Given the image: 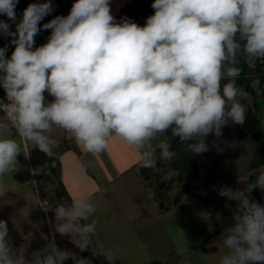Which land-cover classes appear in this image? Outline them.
I'll use <instances>...</instances> for the list:
<instances>
[{"label":"clouds","instance_id":"9594fccd","mask_svg":"<svg viewBox=\"0 0 264 264\" xmlns=\"http://www.w3.org/2000/svg\"><path fill=\"white\" fill-rule=\"evenodd\" d=\"M18 2L0 0V15L15 22ZM151 7L154 14L140 26L127 18L117 22L110 0H74L67 16L43 25L51 35L35 49L50 0L29 4L15 32L0 20V34L13 37L15 45L10 58L0 48V86L8 101H0V197L4 178L18 168L22 142L52 157L59 143L54 129L71 136L85 154L102 153L110 139L120 138L139 153L140 167L154 168L158 157H176L172 138L200 154L208 150L209 134L219 137L229 122L244 124L247 108L239 98L247 93L237 85V57L264 60V0H154ZM240 182L242 190L219 189L237 203L220 238L218 264H264V205L249 198L254 189L264 190V170ZM96 211L87 194L57 205L55 232L88 249ZM28 249L27 243L13 246L0 220V264H64L70 256L74 264H89L54 240L30 258Z\"/></svg>","mask_w":264,"mask_h":264},{"label":"rangeland","instance_id":"374dc122","mask_svg":"<svg viewBox=\"0 0 264 264\" xmlns=\"http://www.w3.org/2000/svg\"><path fill=\"white\" fill-rule=\"evenodd\" d=\"M39 2L37 1V3ZM145 24L146 20L141 26ZM248 62L251 65L254 64V61ZM255 89L256 92H259L256 87ZM48 97L45 95L46 101L52 98ZM239 99H244L249 104L253 102L251 95ZM54 132L59 142L66 141L67 134L63 130L54 129ZM239 132L238 124L229 122L222 128V134L219 137L209 134L205 138V143L208 145L206 152L196 154L200 160V176L189 184L190 187L185 193L186 199L191 197L190 199L196 201L182 205V210H180L182 214H185L186 244H197L204 239L206 234L213 231L210 223L211 218L204 207L210 210L212 217L221 225L222 233L226 232L228 228L227 223L232 212L236 209L237 202L221 196L219 189L227 187L233 190H242L245 187L240 182V177L248 176L249 172L246 173V170L253 161L255 149L250 140L239 141ZM66 144H68L67 141ZM57 159L59 157L55 149L54 155L49 157L30 142L24 141L22 142V152L17 157V160H20L17 170L4 178L6 192H11L0 203V220L7 223L8 237L14 247L25 243L29 244L27 254L29 258L32 251L44 248L53 240L56 244H74L69 236H61L54 231L55 207L61 203H71L72 200L71 196L69 198L66 196L67 192L61 194L62 190L55 186L58 181L62 183L60 168L55 170L54 162H52ZM158 161H161L160 166H158ZM152 172L154 179L145 181L152 191L158 188L160 183L178 175V172L170 167L169 161L159 157ZM42 174H46V182L39 184ZM69 187L73 198L85 194V192L74 194L73 186ZM182 191L183 185L176 186L168 195L173 199ZM92 200L97 204V211L92 218L98 221L93 244L104 245L103 247L105 244H146V241L142 240L141 234H135L128 223H123V215L110 217L106 213L105 218L100 216V222L98 218L101 212L99 213L98 200L97 198ZM193 208L200 212L199 216L191 213ZM173 235L175 238H179L178 241H181L179 232L176 234L174 231ZM189 237L191 241H189ZM220 238L216 241L219 244H221Z\"/></svg>","mask_w":264,"mask_h":264},{"label":"crops","instance_id":"0c3cea01","mask_svg":"<svg viewBox=\"0 0 264 264\" xmlns=\"http://www.w3.org/2000/svg\"><path fill=\"white\" fill-rule=\"evenodd\" d=\"M37 1L46 2V0H19L18 4L28 6ZM131 1L133 0H110L111 14L116 20ZM50 3L52 11L46 15L48 22L56 16H67L74 0H50ZM50 35L51 30L44 29L41 37L35 40L33 49L47 43ZM253 86L254 89L256 87L259 90L256 92L260 106L258 117L264 128V86L260 89L258 81H255ZM45 95L49 96L47 92ZM51 99L53 98L49 101ZM13 131L14 129L10 130V134L14 135ZM65 140L68 144L63 140L55 147L59 159L52 162H54L55 170L60 168V179L67 197L71 196L73 199L69 187L73 186L74 194L85 192L92 199L97 198L99 213L101 212L98 218L100 222L101 217L105 218L106 213L110 217L123 215V223H128L135 234H141L146 244H105V247L93 244L84 251L75 244H57L60 249L77 258H86L89 264H218L224 249L222 244L216 241L221 237L222 232L217 231L216 220L212 217L210 210L204 207L211 218L213 231L206 234L197 244H186L185 214H182L180 210L182 205L196 200L184 201L169 210H162L154 200L152 188L147 186V183L139 176V153L134 147L120 138H115L109 140L107 148L102 153L93 155L85 154L68 134ZM64 145H68V149L59 151ZM77 151L84 154L93 175L88 174ZM18 162L20 164V160ZM257 170H264V165ZM45 179L46 174H42L39 184L45 183ZM9 192L11 191H7L0 197V203ZM259 197L260 204L264 205V190L259 189ZM191 213L199 216L200 212L193 208ZM174 231L176 234L179 232L181 241H178V237L175 238ZM189 241H191L190 237ZM64 262L74 264L71 256Z\"/></svg>","mask_w":264,"mask_h":264},{"label":"trees","instance_id":"16d2710c","mask_svg":"<svg viewBox=\"0 0 264 264\" xmlns=\"http://www.w3.org/2000/svg\"><path fill=\"white\" fill-rule=\"evenodd\" d=\"M154 0H133L126 7H124L121 15L117 18V22H119L122 18H127L138 25L141 24L151 15L154 14V9L151 7ZM44 31V30H43ZM238 64L237 66L241 69L240 76L237 79V85L243 89L247 95L253 96L252 104H249L246 100L241 99L240 102L243 103L246 108V120L243 125H238L239 141L243 142L244 140H250L255 149L253 155V161L247 167L246 173H250L252 171L257 170L260 166L264 165V128L261 124V120L258 117V112L260 109L258 97L256 95V91L254 89V82L258 81L260 89H263L264 86V60H255L254 64L251 65L248 60L243 57L242 54L238 53ZM246 95V96H247ZM191 143V142H188ZM67 146L64 145L59 151L67 150ZM171 150L176 152V157L169 161L170 167L178 172L176 177L171 178L168 181L160 183L158 188H155L152 192L154 195V200L157 202L158 206L162 210H169L170 208L180 205L182 202L190 199L191 197L186 199L185 193L189 189V184H191L194 180L199 178L200 173V160H198V156L194 153H189L185 150V144L180 142L179 138H172L171 141ZM80 157V160L85 167L86 171L89 175H93L92 170L89 166V163L82 152L77 151ZM59 153V152H58ZM158 166L161 165V161H158ZM154 168H142L138 164V171L140 177L144 181H149L154 179L153 176ZM257 174V173H256ZM157 175L155 174V177ZM255 179V176H250L249 180L252 181ZM183 185V191L179 193L175 198L171 199L169 197V193L176 187ZM56 188L62 190L61 194H66L63 183L57 182ZM60 194V193H59ZM60 194V195H61ZM67 196V194H66ZM249 198L255 200L260 204L259 197V188L254 189L250 194ZM236 210V209H235ZM235 210L231 214V218L227 223L229 227L233 222V214ZM230 223V224H229ZM217 231H223L220 227L221 225L217 222Z\"/></svg>","mask_w":264,"mask_h":264},{"label":"built area","instance_id":"2783aa9c","mask_svg":"<svg viewBox=\"0 0 264 264\" xmlns=\"http://www.w3.org/2000/svg\"><path fill=\"white\" fill-rule=\"evenodd\" d=\"M36 4H40L35 2ZM27 8V6H24V5H19L17 4L16 5V8H15V13H16V21L13 22V21H10L8 20V17L6 15H0V20H4L6 22H8L11 26V31L15 32L16 31V24L20 22V19L22 18V14H23V11L24 9ZM48 23V18L47 16H45L39 23V27H40V31L39 33L35 36L34 40H37L41 37V35L43 34V25ZM13 37H10V36H5L3 34H0V48H7V51H6V57H9L11 56L12 52L14 51V47L15 45L11 43ZM0 101L4 102V103H7V98H6V93L3 89L2 86H0ZM3 110L0 109V118H3Z\"/></svg>","mask_w":264,"mask_h":264}]
</instances>
